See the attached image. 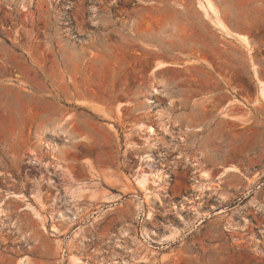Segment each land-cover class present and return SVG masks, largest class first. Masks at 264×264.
Instances as JSON below:
<instances>
[{"label":"rangeland","instance_id":"rangeland-1","mask_svg":"<svg viewBox=\"0 0 264 264\" xmlns=\"http://www.w3.org/2000/svg\"><path fill=\"white\" fill-rule=\"evenodd\" d=\"M212 1L249 47L198 0H0V264H264V0Z\"/></svg>","mask_w":264,"mask_h":264},{"label":"bare ground","instance_id":"bare-ground-1","mask_svg":"<svg viewBox=\"0 0 264 264\" xmlns=\"http://www.w3.org/2000/svg\"><path fill=\"white\" fill-rule=\"evenodd\" d=\"M198 8L203 13L205 19L209 20L217 29H219L221 32H224V33H226L227 35H229L231 37H234V38L238 39L242 44H244L245 46L249 47V43H248V40H247L246 36L233 33L229 29V27L224 23V21L220 17V12L218 10V7L214 4V2L212 0H198ZM167 66H169V64L161 62V63H159L157 65L156 69H162V68H165ZM152 92L159 93V90L153 88ZM261 96L264 97V83L262 84ZM155 133L156 132H155L153 127H148L147 128V134H149L150 136L154 135ZM227 170L229 171V170H232V169H227ZM205 175L206 174L204 173V176ZM162 176H163L162 174L158 173V174L154 175V178L158 181V180H161ZM205 178H207V176ZM137 183L144 189L145 183H146V178L144 177V178L140 179V181L137 182ZM209 188L210 187L208 186V184H206L205 187H204V189H209ZM15 196L17 197L18 195H15ZM0 214H1V212H0ZM42 225H43V229L46 230L45 223L42 224ZM54 231H55V229H54ZM72 261H73L72 264H85L84 262H82L78 258H73ZM21 264H23L22 261H21Z\"/></svg>","mask_w":264,"mask_h":264},{"label":"crops","instance_id":"crops-1","mask_svg":"<svg viewBox=\"0 0 264 264\" xmlns=\"http://www.w3.org/2000/svg\"><path fill=\"white\" fill-rule=\"evenodd\" d=\"M220 17H221V19H222V15L220 14ZM223 20V19H222ZM225 23V22H224ZM34 260H36V261H39L40 260V257L38 256V255H33V257H32Z\"/></svg>","mask_w":264,"mask_h":264}]
</instances>
